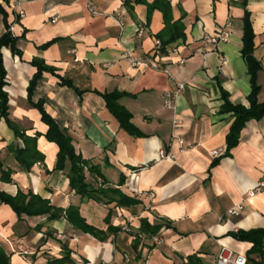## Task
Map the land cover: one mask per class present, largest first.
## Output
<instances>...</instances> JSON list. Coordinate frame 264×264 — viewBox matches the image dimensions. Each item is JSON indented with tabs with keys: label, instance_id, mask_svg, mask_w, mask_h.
<instances>
[{
	"label": "crops",
	"instance_id": "obj_1",
	"mask_svg": "<svg viewBox=\"0 0 264 264\" xmlns=\"http://www.w3.org/2000/svg\"><path fill=\"white\" fill-rule=\"evenodd\" d=\"M124 1L0 0L22 52L16 56L2 49L9 119L29 137L41 135L37 147L45 157L31 172H22L9 151L22 142L0 115V176L1 166L14 171L12 182L0 181V189L13 196L31 191L63 210L79 207L87 224L104 232L108 215L112 225L121 228L102 242L75 230L64 217L19 219L0 203V241L12 253L11 264H47L62 259L67 249L73 250L75 263L188 264L196 257L199 264H215L221 248L247 256L252 244L237 240L238 232L264 230V188L249 196L263 178L264 117L246 124L238 146L226 156L234 119L221 113V90L233 104L249 106L252 83L242 54L247 12L255 34L254 57L261 65L258 100L264 103V0H169L174 21L182 18L186 38L167 53L158 48L156 37L165 27L163 14L155 10L149 15L146 5L128 0V8ZM19 10L24 17L18 16ZM6 22L0 13V38ZM219 31L229 33L227 42H202L204 35L217 36ZM35 59L55 74H43L32 100L45 103L46 111L73 138L76 153L97 166L101 174H88V181L98 185L102 180L105 188L120 189L138 204L83 202L70 189V165L55 170L59 148L45 138L48 126L28 100L37 73L31 64ZM61 78L85 92L80 95L63 86ZM180 83L184 91L173 109L166 108V93ZM113 91L127 94L120 104L144 136L122 130L96 93ZM161 151L172 159H161ZM213 151H220L219 157H213ZM238 205L239 215L230 214ZM143 220L156 228L155 234L141 233ZM19 248L20 253L13 252Z\"/></svg>",
	"mask_w": 264,
	"mask_h": 264
},
{
	"label": "trees",
	"instance_id": "obj_2",
	"mask_svg": "<svg viewBox=\"0 0 264 264\" xmlns=\"http://www.w3.org/2000/svg\"><path fill=\"white\" fill-rule=\"evenodd\" d=\"M136 2L146 5L149 15L155 10H159L163 14L165 27L156 36L161 42L160 50L162 53H167L168 48L176 44L179 40H185V27L182 18L174 21L169 0H156L151 4L145 0H137ZM124 4L128 8H131V3L128 0H125ZM0 13L4 15L6 22L7 16L1 5ZM243 24L244 36L242 54L247 62L248 72L251 77L252 91L248 96L249 106L246 107L244 105L233 104L230 101L228 93L221 90L224 102L221 113L230 114L234 119L226 140V156H231V151L238 146L241 132L246 124L251 120H261L264 117V103L258 100L260 88L257 85V76L261 70V65L254 57L255 34L248 12L244 16ZM55 42L56 41L47 43L42 48L47 49ZM17 43L18 38L12 34L10 26L6 22V33L0 38V115L12 128L15 126L9 119V98L5 91L7 85V72L4 66L2 49L8 48L13 55L21 56L22 52L18 48ZM31 64L37 68V73L30 81L28 87V100L30 104L40 112L42 122L48 126L45 138L49 142L55 143L59 148L55 170L63 171L70 165V189L74 191L76 195L80 196L83 202L96 201L106 205L115 203L117 207H131L138 204V200L124 194L120 189L105 188L102 180H98V185L88 181V174L92 176H99L101 174L97 166L90 165L89 161L83 159L80 154L76 153L73 145V138L65 130L61 129L57 121L46 111L45 103L43 101L34 102L32 100L33 94L39 82L42 80L43 74H55V70L47 66L44 61L40 59L33 60ZM61 84L73 88L80 95L85 92L80 91L70 79L61 78ZM96 93L101 95L105 100L108 112L118 122L122 130L132 136H144L132 123V114L120 104V99L127 96L126 93H121L119 91ZM14 130L17 139L22 143L17 145L12 144L9 147V151L19 164L22 172L29 173L36 164H42L45 160L44 155L37 147V141L41 135L37 133L35 137H29L25 132H21L16 128H14ZM13 174V169H4V167L1 166L0 181L6 184L11 183ZM0 203L10 206L19 219L23 217L45 216L48 221H57L64 217L75 230L90 234L102 242L107 241L111 235H116L121 230V228L112 225L110 215L105 219L108 224V229L104 232L87 224L86 220L80 214L79 207L70 206L66 210L59 209L52 205L49 200L43 199L41 196L35 195L31 191L24 193L19 190L17 194L13 196L0 189ZM37 229L40 230L41 228L37 227ZM155 232L156 228L151 227L150 224L146 223L144 220L142 221V234L153 235ZM237 235V240L240 242L252 244L251 249L247 252V264H264V230L253 229L250 231H240ZM135 240L133 247L138 245V238ZM64 247L65 250L67 247ZM64 252L65 254L62 259H54L47 264H76L72 259L73 250L67 249ZM11 258L12 253L8 251L5 244L0 241V264H11ZM188 264H199V262L196 257H191Z\"/></svg>",
	"mask_w": 264,
	"mask_h": 264
},
{
	"label": "built area",
	"instance_id": "obj_3",
	"mask_svg": "<svg viewBox=\"0 0 264 264\" xmlns=\"http://www.w3.org/2000/svg\"><path fill=\"white\" fill-rule=\"evenodd\" d=\"M25 13L23 10H19L18 11V16L19 17H24ZM57 18L53 19V22H56ZM119 23L120 25H122V19H119ZM10 30L12 32L13 27H10ZM139 35L142 34V30L140 29L138 31ZM230 35L227 31H219V34L217 36H208V35H204L202 37V42L203 43H209V44H219V43H225L229 40ZM158 48H160V46H158ZM170 51V50H169ZM172 51L174 52L175 49H172ZM185 89V84L180 83L177 87L176 91L173 92H167L165 95V106L168 109H173L174 108V102L176 100V98L178 97L179 93L184 91ZM220 155V151H213L212 156L217 158ZM160 157L161 159H172V156L170 154L165 153L164 151L160 152ZM264 188V171H263V178L260 181V183L258 184V186L251 190L249 192V196L253 197L255 196L258 192H260L262 189ZM153 196V195H151ZM242 210V206L238 205L237 207L231 209L230 214L232 215H239L240 211ZM124 230H127V227H124ZM60 238H65L64 235H60ZM14 253L17 252H21L20 248L18 249V251L13 250ZM248 260H247V256L246 255H242V254H236L233 251L227 249V248H221L219 250V253L216 257V261L215 264H247ZM76 264H85L84 261H77Z\"/></svg>",
	"mask_w": 264,
	"mask_h": 264
},
{
	"label": "water",
	"instance_id": "obj_4",
	"mask_svg": "<svg viewBox=\"0 0 264 264\" xmlns=\"http://www.w3.org/2000/svg\"><path fill=\"white\" fill-rule=\"evenodd\" d=\"M234 237H236V235H233Z\"/></svg>",
	"mask_w": 264,
	"mask_h": 264
}]
</instances>
